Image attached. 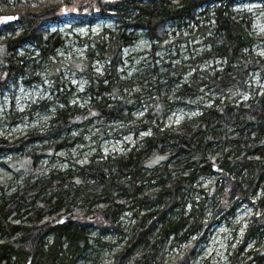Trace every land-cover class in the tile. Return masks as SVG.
Returning <instances> with one entry per match:
<instances>
[{"label": "trees", "instance_id": "obj_1", "mask_svg": "<svg viewBox=\"0 0 264 264\" xmlns=\"http://www.w3.org/2000/svg\"><path fill=\"white\" fill-rule=\"evenodd\" d=\"M236 2L46 0L38 8L11 11L14 20L22 25V31L12 39L9 37L2 48L0 85L3 87L14 78V73L22 70L21 65L11 61L12 48L33 41L45 53L58 39L41 28L47 20H62L67 5L73 8L71 14L90 11L76 17L82 23L116 16L122 28L146 29L148 36L157 42L168 40L165 29L168 22L181 26L185 20H194L198 10L210 7L214 20L212 53L225 59L228 66L233 63L237 66L236 79L211 77L205 82L218 89L223 99L203 107L200 116L168 131L162 130L157 121L156 126L144 124L152 133L141 142L142 146L115 160L102 158L96 163L90 162L79 173H51L45 179L31 181L37 173L40 157L66 146L68 139L55 141L49 150L26 153L30 170L25 185L9 195H0V264H74L78 258L89 260L94 255L89 251L90 242L97 238L92 237L87 228L94 225L116 230L125 240L112 264H157V247L163 246L173 233L178 234L189 218L194 219L190 230H197L201 235L205 231L207 223L201 220L200 209H193L190 217L185 213L193 184L201 175H216L215 179L223 182L211 185L205 195V200L213 199L212 205L218 214L258 198L256 207L260 212L252 216L243 241L256 239L257 246L248 252L246 260H239V253L234 252L229 264L264 263V91L246 103H237L246 91L248 71L258 67L264 70V60L256 62L253 58H244L243 51L249 47L252 35L244 19L234 11ZM4 13L0 11V15ZM127 39L124 31L112 34L107 51L103 52L110 55L113 63L120 59ZM93 51L90 48L89 57ZM109 83L106 88L110 87ZM98 88L104 89L101 84ZM116 100L110 104L109 99L104 98L90 113L72 107L59 109L55 114L56 124L41 134L53 138L68 133L81 118L94 113L101 118H123L121 110L130 100L125 97ZM161 101L160 107L168 106L166 98ZM29 141L30 138L24 136L3 141L0 152L23 151ZM154 157L160 159L152 164ZM126 205L137 208L138 213L141 207L151 211L135 213L136 223L130 230L114 224ZM93 213H100V223L91 221ZM100 215L97 214L99 219ZM158 225L160 232L154 234ZM203 239L201 236L188 244L183 254L170 264H194L196 246Z\"/></svg>", "mask_w": 264, "mask_h": 264}, {"label": "rangeland", "instance_id": "obj_2", "mask_svg": "<svg viewBox=\"0 0 264 264\" xmlns=\"http://www.w3.org/2000/svg\"><path fill=\"white\" fill-rule=\"evenodd\" d=\"M44 1L0 0V11L5 12L0 15V58L9 37L12 39L22 31V25L14 20L11 11L38 8ZM65 1L68 0H61ZM66 7L62 20H47L41 28L58 39L45 53L33 41L11 50L12 55H16H11V61L21 65L22 70L14 73V78L6 86L0 85V144L21 136L29 137L30 141L23 151L0 152V195H9L25 185L30 170L25 157L28 152L49 150L55 141L67 138L66 146L40 157L37 173L31 181L45 179L51 173H79L92 161L96 163L102 158L115 160L117 156L142 146L141 142L152 133L151 129L143 127L144 124L156 126L157 121L162 130L168 131L200 116L203 107L223 99L218 89L205 82H209L211 77H236L237 65L228 66L225 59L212 53L210 42L214 20L210 7L198 10L194 20H185L181 26L168 22L165 27L168 40L161 42L153 41L146 29L122 28L116 16L82 23L76 17L90 11L71 14L73 8ZM234 11L244 19L252 35L249 47L243 51L244 58L263 61L264 0H237ZM119 31H124L128 39L122 47L120 59L113 63L103 50L107 51L112 34ZM90 48L94 51L89 57ZM247 75L246 91L237 103H246L264 91L262 68H254ZM108 83L110 87L106 88ZM99 84L104 89L98 88ZM123 97L130 100L121 110L123 118H101L94 113L85 115L83 120L81 118L68 133L53 138L41 134L56 124L55 114L59 109L72 107L90 113L104 98L111 104ZM164 98L169 101L165 108L160 107ZM159 159L154 157L152 164ZM215 178L216 175H201L194 182L191 200L185 206L187 217L193 209H200L201 220L207 223L203 235L190 230L194 219L189 218L178 234L173 233L162 243L163 246L157 247V264H170L183 254L188 244L201 236L204 239L196 246L194 264H229L234 252L239 253V260H246L248 252L257 246L256 239L243 241L252 216L260 212L256 207L258 198L250 203H240L230 212L218 214L212 205L213 199L205 200L211 185L223 183ZM137 210L126 205L114 224L131 230L136 223L135 213L151 211L142 207L139 213ZM97 214L100 215L91 214L94 223L102 221L101 215L99 219ZM89 227V233L97 238L90 242L92 248L89 251L94 255L89 260L78 258L74 264H112L114 255L125 240L108 227ZM159 232L160 225L154 228L153 233Z\"/></svg>", "mask_w": 264, "mask_h": 264}]
</instances>
